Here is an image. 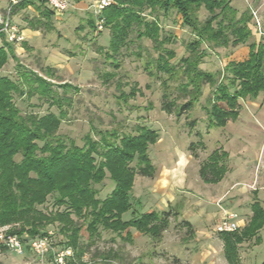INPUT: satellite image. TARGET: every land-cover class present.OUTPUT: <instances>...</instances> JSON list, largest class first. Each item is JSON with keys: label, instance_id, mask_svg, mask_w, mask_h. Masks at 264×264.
<instances>
[{"label": "rangeland", "instance_id": "1", "mask_svg": "<svg viewBox=\"0 0 264 264\" xmlns=\"http://www.w3.org/2000/svg\"><path fill=\"white\" fill-rule=\"evenodd\" d=\"M71 1L70 8L60 15L51 13L41 0L17 11L13 20L24 40L13 44L14 57H8L0 72L24 89L23 96L14 94L22 113L63 115L57 133L72 138L77 145L83 144L88 132L100 141L103 135L110 140L113 132L118 140L121 135L136 133L140 126L156 130L158 139L148 148L154 174L135 175L131 192L134 212L126 211L122 218L165 210L170 213L168 226L159 237L133 228H129L130 234L126 230L117 234L98 226L97 234L90 238L84 223L78 233V252L67 245L68 239L59 230L49 227L53 234L47 253L36 255L30 246L32 238L21 234L23 252L0 249V264H230L218 235L219 225L226 221L242 227L252 213L250 203L256 189L264 207V93L238 98V117L224 126L210 124L208 111L225 65L245 60L250 42H264V0H230L237 17L246 9L251 14L247 22L250 36L236 46L231 44L232 36L227 46L202 45L206 54L198 67L212 73L215 84L204 83L200 96L182 112L179 106L187 97L180 96V71L170 75L157 67L163 48L175 52L169 62L179 65L188 53L186 43L194 38L191 29L181 25L175 10L166 17L159 15L161 37L171 35L161 48L146 37L137 38L133 30L126 44L110 57V29L104 26L97 31L87 23L90 0ZM7 2L0 0V17ZM42 9L50 16L43 15ZM197 15L204 20L209 13L201 7ZM37 77L52 83L54 102L38 93ZM25 83L33 89L31 94ZM165 102L171 104L167 112ZM215 151L227 153L219 159L227 170L219 182H205L199 169ZM95 186L97 196L104 198L114 182L106 177ZM229 213L236 216L228 218ZM3 233L11 232L4 226L0 227ZM258 235V241L245 240L238 245L235 264L264 260V224ZM60 251L66 255L62 263L56 261Z\"/></svg>", "mask_w": 264, "mask_h": 264}, {"label": "trees", "instance_id": "2", "mask_svg": "<svg viewBox=\"0 0 264 264\" xmlns=\"http://www.w3.org/2000/svg\"><path fill=\"white\" fill-rule=\"evenodd\" d=\"M31 3L34 0L19 1L12 7V14ZM201 7L209 13L204 20L197 15ZM171 10L180 16L181 25L194 33V38L186 43L188 53L180 58L179 65L169 62L175 55L172 49L163 48L164 53L157 58L159 70L170 75L178 70L181 73L180 96L187 97L179 106L182 112L200 96L204 83L215 84L213 74L198 67L206 54L202 45L227 46L230 36L233 37L232 46L247 42L251 33L247 22L251 14L246 9L237 17L238 11L230 0H116L102 10L104 26L110 29L109 50L112 54L109 56L118 53L133 30L137 38L146 37L156 48H161L170 41L171 35L161 37L159 15L166 17ZM41 12L50 16L45 9ZM87 23L95 29L90 13ZM0 37L1 70L8 57H14V49L13 43L2 33ZM248 45L245 60L230 61L223 68V78L215 86L208 111L212 125L224 126L228 120L238 117V98H255L264 93V42L253 41ZM37 80L38 93L52 100V83L43 77H37ZM26 85L31 94L33 89L28 83ZM14 94L23 96L25 91L20 83L0 72V227L7 226L11 233L26 234L31 238L47 235L52 227L68 239L67 245L75 252H78V233L84 223L90 238L97 234L98 226L117 234L124 230L130 234L129 228H133L160 236L168 226L169 211L150 210L129 219L122 218L124 212H134L131 192L135 175L151 177L154 174L148 148L158 139L156 130L140 126L134 134L121 135L117 140L118 136L113 132L110 140L103 135L100 141L88 132L83 144L77 145L72 138L57 133L63 115L22 113L14 101ZM163 109L169 111L171 104L165 102ZM221 155L226 157L227 153L213 152L200 166L203 181L217 183L223 178L227 169L219 163ZM106 177L114 182V187L107 196L99 198L95 185ZM250 209L252 213L242 227L218 232L223 241L224 256L230 264L238 262L240 243L259 240L264 207L257 198V189ZM185 224L191 226L188 221ZM0 249L5 247L0 244ZM260 264H264V260Z\"/></svg>", "mask_w": 264, "mask_h": 264}, {"label": "built area", "instance_id": "3", "mask_svg": "<svg viewBox=\"0 0 264 264\" xmlns=\"http://www.w3.org/2000/svg\"><path fill=\"white\" fill-rule=\"evenodd\" d=\"M21 0H8L7 6L5 7V13L3 17H0V34L2 33L5 39L11 43L20 44L24 40V36L21 28L13 20V15L11 10L14 5H16ZM71 0H46L47 7L49 10L56 15L63 14L71 6ZM91 9L90 13L94 18L95 29L100 31L104 27V18L102 15V10L116 2V0H90ZM235 213H229L228 218L235 217ZM236 227L232 224L227 225L226 221H222L219 225V231H231ZM52 235L51 231L47 232V235L37 236L30 240L31 249L38 256H43L49 250V238ZM0 244L4 246L7 250L13 251L17 254H21L24 250V242L17 235L13 233H3L0 234ZM64 253L62 251L56 253V261L62 263L65 259Z\"/></svg>", "mask_w": 264, "mask_h": 264}, {"label": "crops", "instance_id": "4", "mask_svg": "<svg viewBox=\"0 0 264 264\" xmlns=\"http://www.w3.org/2000/svg\"><path fill=\"white\" fill-rule=\"evenodd\" d=\"M80 1H81V0H80ZM23 32H24L25 36L27 37V36H28V35H27L28 33H26V29H25V30L23 29Z\"/></svg>", "mask_w": 264, "mask_h": 264}]
</instances>
